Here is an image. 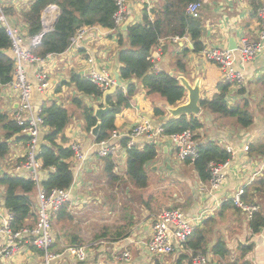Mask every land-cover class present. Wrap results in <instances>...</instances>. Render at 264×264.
Instances as JSON below:
<instances>
[{"label": "crops", "instance_id": "1", "mask_svg": "<svg viewBox=\"0 0 264 264\" xmlns=\"http://www.w3.org/2000/svg\"><path fill=\"white\" fill-rule=\"evenodd\" d=\"M1 2L11 23L18 26L24 34H27V24L18 19V13L16 12L19 9H27L29 7L27 4H30L31 1L14 3L1 0ZM158 3L159 0H151L152 7H155ZM259 3L261 6L257 9V12L260 9L264 10V0H259ZM127 11V17H132L131 23L140 22L143 8L139 0H129ZM257 12L254 15L248 0H201L199 13L203 18L201 35L203 49L209 47L228 48L229 40L232 37L236 46L239 45L241 39L256 40L262 28ZM108 30L93 25L76 46L66 49L62 53L44 57L43 65L40 66L47 69L50 84L46 91H35L32 96L34 107L44 106L53 101L66 109L70 107L68 111L71 113V120L56 141L63 146H69L74 141L79 142L83 151L87 152V159L78 171V175L70 188V200L66 204V209L72 219L71 221L59 222L55 214L52 219L55 241L51 247L53 252L61 253L68 245L88 244L87 257L85 261L80 262L63 252L64 254L55 259L53 264H154L157 259L162 264H174L175 259L181 253L189 255V252L183 249L170 255L153 257L144 248L150 237L151 224L155 215L166 209L170 204L165 207L162 206L160 209V207L154 206V201L149 202V204L143 203L144 199H141L142 201L138 200L139 193L135 195L137 198H133L132 194L129 193L128 186L125 187L121 183V180L125 179L132 184L125 174V155L120 142L124 139L115 142L120 148L116 150L115 155L111 156L116 166L120 165L121 171H117L118 168L115 166V173L119 179L113 184L107 182L103 171L104 161L93 148L95 138L90 134V131L88 132L85 129L82 107H78L74 102V98L77 97L83 105L93 110L94 105H101L102 97L84 95L77 91L70 82L72 74L85 77L90 70L97 71L102 68L107 69L113 77L115 71L119 74L120 64L117 61V52L120 46L118 39L120 36L125 39L126 34L121 29L113 32ZM125 40L123 45L127 43ZM202 50L194 51L192 41L188 36L181 37L177 42L171 41L170 37L162 38L151 50L153 69L172 73V76H175L176 79L183 77L192 86L197 83L201 100L209 99L218 92V84L223 83L222 73L217 64L205 59ZM89 59L92 60L90 63L88 62ZM178 60L184 63L183 69L177 67ZM38 66V64L33 65L28 71L31 81L34 79V72ZM234 66L242 72L244 81L240 85L229 87L226 100L229 105L242 106L245 104L246 109L253 117V123L243 128L232 121V117H224L201 108L200 113L196 115L201 122V127L194 132L196 139L200 143L214 141L224 149L229 147L232 149L233 155H230L228 164L223 170L225 180L219 190L214 193L201 190V185L205 182L198 179L194 170L192 182L187 179L178 181L182 183L183 192L178 198L174 194L177 198L174 202L177 204V208H180L191 217L197 216L205 210L206 212L201 215L198 226L206 229L208 245H212L219 239L224 240L226 243L229 252L225 259H219L209 253L210 264H217V260L218 264H227L233 259H243L248 261L249 264H264V249L261 243L264 226L259 229L258 233H253L249 228V219L242 210L236 211L222 206V203L230 200L238 189L242 188L245 192V188L251 189L252 186L256 185L257 180L264 179V153L260 151V147H264V111L263 113L259 112L256 116L252 112V107L256 104L255 100L261 99L264 102L261 90L264 79V49L251 61L241 64L237 60ZM128 83L136 84V91L130 97L129 107L123 108L115 116V127L113 129L124 131L136 122L144 120H148L155 125H163L169 120L168 108L173 106L165 103L160 95L147 93L135 78L126 81L121 80L122 87H125ZM186 97L187 92L181 103L186 101ZM154 107L162 108L164 114L155 115L153 113ZM16 108V93L8 84L2 86L0 91L1 111L13 116ZM260 108H263V106H260ZM48 131L47 126L41 130L40 143ZM22 135L28 137L27 134L22 133L7 140L8 152L0 159L1 174L8 173L30 178L31 170L22 167L27 143V139L22 138ZM2 136L3 132L0 127V137ZM137 143L138 148H141L149 142L142 138ZM154 144L157 148V157L147 165H151L156 170L159 165L166 164L167 169H172L170 160L175 151L171 141L166 136H162L157 138ZM244 146H247L248 149L245 150ZM69 161L73 172L76 171L75 161L72 157L69 158ZM177 161L179 160L177 159ZM179 162H182L180 164L192 166L191 162ZM51 170L50 168H42L37 171L39 185L47 178ZM98 174L100 176L104 175V177L98 178ZM98 185H102L103 188H99ZM133 187L136 190H141L140 187L135 185ZM4 189L5 187L0 184V224L3 216L8 211L3 206ZM254 192L251 198L255 201L254 204L258 205L259 209L264 212L263 190L260 187L259 192L256 190ZM29 197L32 202V216L27 220L26 225L34 224L36 220L37 186L29 194ZM86 206L89 208L88 211L84 208ZM83 212H86L87 217L82 215ZM98 213L102 214V219L97 216ZM116 214H121V221L119 224L113 225L114 227H110L112 225L109 220ZM208 218L212 219L213 222L210 225H205L204 222ZM85 224L86 226L104 224L105 229L101 231L97 238L91 239L89 242L87 239H82L83 231L86 229ZM118 230H121L122 233L116 236ZM2 243L3 238L0 234V247ZM243 248H246V250H243ZM123 249H127L131 255L127 263L115 260L116 254ZM168 258H171V263L166 261ZM0 264H43L42 252L29 245H21L18 251L11 257L2 260Z\"/></svg>", "mask_w": 264, "mask_h": 264}, {"label": "trees", "instance_id": "2", "mask_svg": "<svg viewBox=\"0 0 264 264\" xmlns=\"http://www.w3.org/2000/svg\"><path fill=\"white\" fill-rule=\"evenodd\" d=\"M198 0H159V3L151 7L149 13L144 8L141 14L140 22L131 23L125 30L126 40L120 36L118 39L119 49L117 52V61L120 64L119 77L121 80L135 78L146 90L147 93H156L160 95L165 103L170 106H176L181 103L185 97V89L176 79L167 71H156L153 69L151 59V50L158 44L162 38L172 36H188L193 44L194 51H200L204 48L201 41L203 31V18L199 13L197 17L187 13L186 8L190 3ZM254 12L261 6L259 0H248ZM50 5H55L59 9V14L54 27L47 32L41 40V43L31 48L32 53L40 58L47 55L59 54L65 51L70 43V38L75 32L84 26L98 25L104 28H114L113 14L116 10L115 0H31L26 10L18 13V19L27 24V34L34 35L42 28L41 13ZM127 41L126 45H123ZM177 67L184 68V63L178 60ZM13 78V58L10 53V39L5 32V28L0 25V91L2 86L7 85ZM71 84L81 94L93 97H100L102 92L100 88L92 83L88 78L72 74ZM231 84L219 83L218 92L209 99H202L199 102L201 108L224 117H233L240 127H247L253 123L251 113L246 109V105H229L226 100V94ZM264 87V79H263ZM136 91V84L128 83L125 87H118L112 95L107 97V103L111 109L101 120V128L95 141H100L109 136L110 131L115 127V116L130 105V97ZM78 107H82V117L85 123L86 131H90L95 125L96 118L93 116V110L83 105L79 98H74ZM42 117L44 124L49 131L44 135L43 141L39 145V159L42 168L51 169L47 178L40 182L44 190L50 191L52 188H68L73 180V173L69 158L72 156V150L69 146H63L56 140L62 135L63 130L71 120V113L60 104L50 102L42 107ZM155 115H163L164 110L154 107ZM0 127L3 136L0 137V159L3 158L9 149L7 140L14 135L22 134V127L19 126L13 117L0 109ZM165 135L180 133L184 130H195L201 127V122L194 115H180L176 118L167 120L163 125ZM196 137V135H195ZM22 138L27 139L22 135ZM122 147L125 141H120ZM264 153V147H260ZM157 157V148L154 143H146L141 148L131 147L126 150L125 174L136 187H146L148 183L147 164L152 163ZM230 158V153L214 141L200 143L197 149V156L193 161L186 159V163H192V166L199 180L206 182L210 177L208 164L210 161L222 163ZM104 161L103 171L108 183L113 184L119 177L115 173V166L111 156L102 158ZM0 184L5 187L3 193V206L13 213L12 227L19 229L26 225L27 220L32 216V202L29 194L36 188L35 182L30 178L20 177L8 173L0 175ZM262 188L264 193V179L256 181V185L251 189L245 188L242 199L253 203L251 198L254 190L259 192ZM68 203V202H67ZM65 203L56 213L57 221H71L72 216L67 211ZM1 205V204H0ZM2 206V207H3ZM222 206L233 210H241L236 207L231 200H226ZM212 219L208 218L204 224L210 225ZM264 226V212L259 208L249 219V228L253 233H258ZM118 230L116 236L121 235ZM207 231L203 227L197 226L189 236L186 247L192 253L202 252L210 253L217 258L225 259L228 255V249L224 240H217L212 245H208ZM75 239V238H74ZM73 240V239H72ZM246 250V248H243ZM157 259V258H156ZM189 255L181 253L174 261V264H186ZM154 264H162L159 259ZM218 264V260H217ZM220 264V263H219ZM227 264H249L243 259H233Z\"/></svg>", "mask_w": 264, "mask_h": 264}, {"label": "built area", "instance_id": "3", "mask_svg": "<svg viewBox=\"0 0 264 264\" xmlns=\"http://www.w3.org/2000/svg\"><path fill=\"white\" fill-rule=\"evenodd\" d=\"M11 2L28 1V0H5ZM31 1V0H30ZM129 0H115L116 10L113 14L114 28L108 31L113 32L120 29V26L127 18V3ZM142 8L149 13L151 9V0H139ZM201 0L190 3L186 11L194 17L199 14ZM58 14V7L55 5L47 6L41 13V30L34 34H24L21 29L8 22L5 15L2 2L0 0V25L5 28V32L10 39V53L13 58V78L10 81V88L16 93L17 108L13 114V119L22 127V133L27 134L26 150L22 167L31 170L30 178L37 186V205L35 209L36 220L32 225H24L19 229H13L11 223L13 213L9 210L3 216L0 224V234L3 243L0 247V262L11 257L18 251L21 245H29L42 252L43 264H53V261L60 258L64 253L74 257L77 261H85L87 257L88 244H74L65 247L61 253L51 250L55 241L53 234L52 218L59 207L70 200V188L78 175V171L87 159V152L83 151L79 142L70 143L72 150V159L75 161L73 172V180L68 188H52L50 191L44 190L39 185L38 170L42 169L41 160L39 159L40 133L45 128L42 117V107H34L32 105V96L35 91L44 92L47 90L50 81L47 69L42 68L44 59L32 53L31 48L41 43L44 35L51 31L53 22ZM49 15V19L47 16ZM53 15V16H52ZM260 18V26L262 27L258 33V38L254 41L241 39L236 48L209 47L203 49L205 59L217 64L222 73V82L234 85L242 83L244 77L241 71L235 68V62L238 60L241 64L251 61L260 54L264 49V10L257 12ZM53 19L51 20V18ZM149 17H151L149 13ZM92 26H84L79 28L70 38L68 48L74 47L83 39L87 31ZM181 39L178 36L170 37L171 41L177 42ZM151 59L153 61L152 55ZM92 60L89 59L90 63ZM39 65L34 72V79L31 81L28 71L33 65ZM41 65V66H40ZM94 83L100 91L106 90L115 85V78L105 68L94 71L90 70L85 76ZM162 125H155L148 120L136 122L127 130L118 131L112 129L107 138L95 141L93 148L99 157L113 156L120 147L117 142L120 139H126L125 150L122 149L126 159V150L131 147H138L139 139H146L149 143H154L157 138L162 137ZM172 143L175 155L179 161L190 159L191 161L197 156V149L200 142L196 139L194 132L187 129L180 133H173L166 136ZM247 150L248 147L244 146ZM230 155H233L231 148L226 149ZM228 160L222 163L210 161L208 164L210 177L201 185V190L208 193H214L223 185L225 180L224 168L228 164ZM52 169V168H51ZM118 171V170H117ZM116 172V170H115ZM244 190L238 189L231 197L232 203L240 208L248 219L258 210V205L245 203L242 200ZM205 210L197 216H188L180 208H167L155 215L151 224V234L145 243V251L153 257H162L177 253L183 249L189 252V260L186 264H210L209 253L195 252L186 247V242L194 229L198 226L201 215L205 214ZM261 243L264 249V233L261 234ZM64 252V253H63ZM130 252L127 249L119 251L115 260L127 263L130 260Z\"/></svg>", "mask_w": 264, "mask_h": 264}, {"label": "rangeland", "instance_id": "4", "mask_svg": "<svg viewBox=\"0 0 264 264\" xmlns=\"http://www.w3.org/2000/svg\"><path fill=\"white\" fill-rule=\"evenodd\" d=\"M17 5L19 6V4H17ZM27 5H30V4H27ZM21 10L24 11L26 9H19V11H21ZM4 11H5V9H4ZM19 11L16 13H19ZM5 15H6V12H5ZM7 19L9 20L8 22H11L8 17H7ZM261 90H262V97L264 98V87L263 88L261 87ZM255 103L257 105L255 104L252 107V112L256 116L257 114H259V112L263 113L264 102L261 101V99H257V100H255ZM260 106H263V108H260ZM67 109H70V107H67ZM231 119H232V121L237 123L235 118L232 117ZM180 163H182V162L177 161V158L174 154V156L170 160V164H171L172 169H167L166 164L159 165L156 170H154L151 165H149V166L147 165L146 171H147V176H148V186L141 188V190H136V188H134L133 185L129 181H126L125 179L121 180V183L123 185H125V187L128 186L127 188L130 189L129 193L132 194L133 198H137L135 195H138V193H139L140 196H139L138 200L142 201L141 199H144L142 201L143 203L149 204V202L154 201L153 202L154 206L160 207V209L162 206L163 207L167 206V204H170V205L167 206L166 208H171L173 206L177 207V204H175L174 201L177 200V198L183 192L182 183H180L178 181L179 180L183 181L184 179H187V180H190L192 182V180L194 179L193 166H188V165H184V164H180ZM116 167L118 168V171H121L120 165H118ZM97 177L102 178V177H104V175L100 176L98 174ZM94 181H95V183H97L96 180H94ZM98 186L101 189L103 188L102 185H98ZM122 189L124 190V188H122ZM124 193H125V191H124ZM174 194L177 195V198ZM87 205H89V203H87ZM84 208L87 209V211L89 209L87 206ZM82 215H85L84 217H87L86 212L85 213L83 212ZM97 216L102 219L101 213H98ZM109 221H110L109 223L112 225L110 227H114L113 225L119 224V222L121 221V214H119V215L116 214ZM52 225H53V221H52ZM82 226H84V225H82ZM85 227H86V229L83 231L82 239H87L89 242L91 241V239L94 240L95 238H97L98 235L101 234V231L105 229L104 224H102V225L97 224L95 226L94 225L86 226V224H85ZM166 261L170 262L171 258H168Z\"/></svg>", "mask_w": 264, "mask_h": 264}, {"label": "water", "instance_id": "5", "mask_svg": "<svg viewBox=\"0 0 264 264\" xmlns=\"http://www.w3.org/2000/svg\"><path fill=\"white\" fill-rule=\"evenodd\" d=\"M59 14V13H58ZM58 14L53 22L52 29L54 27V24L57 20ZM132 17L128 16L125 21L120 26L122 31H125L127 27L131 24ZM51 29V30H52ZM236 43L234 38H230L228 43V48H235ZM172 75V73H169ZM114 78H115V85L111 87L110 89L106 90L102 94V101L101 105H94L93 106V115L96 118V123L93 125L90 129V134L96 138L98 136V133L101 128V120L105 114L109 112L111 109V106L107 103V96L114 93L115 89L118 87H122L121 80L119 77L118 72H114ZM177 80L180 82V84L184 87V89L187 92L186 101L184 103L178 104L176 106L168 108L169 116L171 118H176L180 115H198L201 111V107L199 105V102L201 100L200 96V89L199 85L196 83L193 86L188 83V81L183 77H178ZM1 174V172H0Z\"/></svg>", "mask_w": 264, "mask_h": 264}, {"label": "bare ground", "instance_id": "6", "mask_svg": "<svg viewBox=\"0 0 264 264\" xmlns=\"http://www.w3.org/2000/svg\"><path fill=\"white\" fill-rule=\"evenodd\" d=\"M47 18L49 19V15L47 16ZM51 19H53V18H51ZM120 29H121V28H120ZM237 46H238V45H237ZM237 46H236V47H237ZM229 49H232V48H229ZM9 84H10V83H9ZM9 84H8V85H9ZM234 85H239V83H235ZM9 86H10V85H9ZM113 86H114V85H113ZM113 86H111V87H113ZM111 87H110V88H111ZM110 88H108V89H110ZM108 89H106V90H108ZM116 89H117V88H116ZM116 89H115V90H116ZM106 90H103V92L106 91ZM103 92H102V94H103ZM102 94H101V97H102ZM112 94H113V93H112ZM112 94H110V95H112ZM108 96H109V95H108ZM108 96H107V97H108ZM93 116H94V115H93ZM94 117H95V116H94ZM169 135H170V134H169ZM162 136H167V135H165L164 133H162ZM124 141H126V139H124ZM155 142H156V141H155ZM125 146H126V142H125V144H124V146H123V149H124V150H125ZM115 154H116V152H115ZM115 154H114V155H115ZM102 158H104V157H102ZM190 161H191V160H190ZM30 179H31V178H30ZM31 180H32V179H31ZM38 182H39V180H38ZM35 187H36V183H35ZM66 203H67V202H66ZM64 204H65V203H63L61 206H63ZM61 206H60V207H61ZM0 207H1V205H0ZM60 207H59V208H60ZM171 208H172V207H171ZM166 209H167V208H166ZM56 212H57V211H56ZM56 212H55V213H56ZM52 219H53V218H52Z\"/></svg>", "mask_w": 264, "mask_h": 264}]
</instances>
